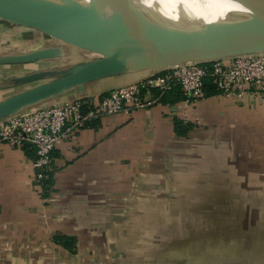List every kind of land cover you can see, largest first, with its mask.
<instances>
[{
    "label": "crops",
    "instance_id": "obj_1",
    "mask_svg": "<svg viewBox=\"0 0 264 264\" xmlns=\"http://www.w3.org/2000/svg\"><path fill=\"white\" fill-rule=\"evenodd\" d=\"M42 46L63 55L0 64V100L40 83H17L16 76L89 57L38 29L0 19V55ZM156 73L122 71L38 106L79 97L96 102L114 87ZM211 80L204 77L203 94L188 105L174 83L151 106L89 118L52 152L43 180L36 177L33 150L0 142V264H76L77 253L96 248L119 251L120 263L136 256L140 264L141 248L154 246L157 231L167 234L163 247L181 262L264 264V101L228 99L213 91ZM178 118L192 124L184 133L174 128ZM238 228L252 237L250 246L237 239ZM179 230L186 233L174 240ZM57 234L73 237V247L57 243ZM190 243L201 253L189 256ZM54 247L73 260L56 256ZM174 248L181 253L172 254Z\"/></svg>",
    "mask_w": 264,
    "mask_h": 264
},
{
    "label": "water",
    "instance_id": "obj_2",
    "mask_svg": "<svg viewBox=\"0 0 264 264\" xmlns=\"http://www.w3.org/2000/svg\"><path fill=\"white\" fill-rule=\"evenodd\" d=\"M78 2L0 0V19L38 29L90 55L64 67L61 74L54 73V68L16 76L17 83L49 79L1 99L0 121L71 88L81 89L87 82L122 71L157 72L183 62L264 51V7L253 6L215 20L177 26L157 19L165 24L159 33L163 42L148 48L140 42L134 27L129 0ZM60 55L63 54L59 48L42 46L0 55V64Z\"/></svg>",
    "mask_w": 264,
    "mask_h": 264
},
{
    "label": "built area",
    "instance_id": "obj_3",
    "mask_svg": "<svg viewBox=\"0 0 264 264\" xmlns=\"http://www.w3.org/2000/svg\"><path fill=\"white\" fill-rule=\"evenodd\" d=\"M206 75H210L216 90L228 99L264 101V51L189 61L160 70L154 77L114 87L96 102L78 98L11 115L0 121V142L30 144L36 154V177L43 180L50 169L52 152L72 138L89 118L119 112L130 114L151 106L174 83L180 87L182 103L191 104L203 94Z\"/></svg>",
    "mask_w": 264,
    "mask_h": 264
},
{
    "label": "bare ground",
    "instance_id": "obj_4",
    "mask_svg": "<svg viewBox=\"0 0 264 264\" xmlns=\"http://www.w3.org/2000/svg\"><path fill=\"white\" fill-rule=\"evenodd\" d=\"M88 2L89 0H77ZM131 17L140 42L146 47L163 42L159 34L165 25L159 17L172 21H210L227 16L232 11L257 6L264 7L263 0H129ZM57 59V58H55ZM59 60V59H57Z\"/></svg>",
    "mask_w": 264,
    "mask_h": 264
},
{
    "label": "rangeland",
    "instance_id": "obj_5",
    "mask_svg": "<svg viewBox=\"0 0 264 264\" xmlns=\"http://www.w3.org/2000/svg\"><path fill=\"white\" fill-rule=\"evenodd\" d=\"M50 1L62 2L63 0H50ZM71 1L78 2L77 0H71ZM78 3H83V2L79 1ZM158 19H160L161 21L166 22L168 24L176 25V26L177 25H185V24H187V22H184V21H181V22L180 21H172V20L167 19L165 17H159ZM61 60H63V59H61ZM64 69L65 68H63V69L55 68L54 73L61 74V73H63L65 71ZM48 79H49V77H46V78H43V79H41V80H39L37 82H42V81H45V80H48ZM37 82H34L33 84H35ZM232 212H230L229 215L232 216V214H233ZM188 215L191 218L195 217L194 213L193 214L190 213ZM220 218H221L220 219L221 222H225V221H227L228 216L227 215H222ZM257 229L260 230L259 227ZM238 230H239V233L238 232L235 233L236 236H237V239L242 240L243 246H250L252 237L248 239V237H247L248 235L246 234L244 229L241 230V229L238 228ZM180 233H186V231H182V232L180 230L178 232L174 231L173 232V239L175 240V239L180 238L179 237L181 235ZM189 234H190V232H189ZM166 235L167 234L164 233V232L157 231L155 233V235L153 236V238H152V240H155L154 241V246L142 247L141 248L140 264H188L187 262H181L180 261V257H177L176 259L174 257V259H173L172 255L170 254L171 253L170 247H168V246H164L163 247ZM167 239H168V236H167ZM189 245H190L189 249H188L189 256H191L192 254L196 255V254H200L201 253L200 251L196 252V248L197 247L195 246V244L190 243ZM106 249L107 248H96L93 252L90 251V249L88 251L84 250L82 252H79L80 254L77 253L76 254L77 257L74 260H76V264H79V261L81 259L86 261V259L88 260V255L92 254L91 255L92 256V258H91L92 261H90V262L87 261V262H85V264H125V262L120 263L122 258L121 257H120V259L118 258V256H119L118 254H120L119 251L117 252V250H114V249H112V250L108 249V251H107ZM238 249L239 250H237V252L242 251L240 248H238ZM52 250L54 251L53 253L56 256L61 257L63 260H64V258L62 256H65V255H66V257L73 256V255H70L68 253H66L65 255L62 254V253H58L57 252L58 249L55 248V247ZM99 251H101V252H99ZM180 253H181L180 251L175 253V248H174V253H172V254L179 255ZM48 254H50V253L48 252ZM81 254H84V255H81ZM84 258H86V259H84ZM117 258H118V260H117ZM70 259H66L65 258V261L66 260H68V261H72L73 260L72 257ZM125 259L127 260L126 257H125ZM117 261H118V263H117ZM47 264H65V263L64 262H50V263H47ZM130 264H138L136 256H135V261L131 262Z\"/></svg>",
    "mask_w": 264,
    "mask_h": 264
},
{
    "label": "trees",
    "instance_id": "obj_6",
    "mask_svg": "<svg viewBox=\"0 0 264 264\" xmlns=\"http://www.w3.org/2000/svg\"><path fill=\"white\" fill-rule=\"evenodd\" d=\"M212 81V80H211ZM212 87L213 88V91H217L216 88H215V85L213 84L212 82ZM106 93V92H105ZM105 93H103L102 95H104ZM101 95V96H102ZM191 122H184L182 119L178 118L174 121V128L176 130L177 133H184L189 127H191ZM26 146L28 148L31 149V151L33 150L34 153H35V150L34 148L30 145V144H26ZM33 157H35L36 159V154L33 155ZM55 238V241L57 243H61L64 247L68 248V249H71L73 246H71L73 244V237H70V236H65V235H62V234H57L54 236Z\"/></svg>",
    "mask_w": 264,
    "mask_h": 264
}]
</instances>
